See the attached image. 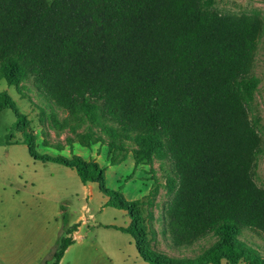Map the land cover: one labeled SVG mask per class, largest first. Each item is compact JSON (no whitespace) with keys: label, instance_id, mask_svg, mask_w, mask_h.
<instances>
[{"label":"trees","instance_id":"obj_1","mask_svg":"<svg viewBox=\"0 0 264 264\" xmlns=\"http://www.w3.org/2000/svg\"><path fill=\"white\" fill-rule=\"evenodd\" d=\"M215 4L0 0V80L16 86L33 79L67 112L56 124L83 129L82 146L107 144L112 164L129 152L136 167L168 161L166 187L173 196L166 220L173 242L218 237L196 257L153 248L143 201L108 188L106 169L97 161L39 154L27 115L8 92H0V114L15 111L14 125L30 155L75 169L85 184L97 183L105 206L130 216L128 226L113 227L130 234L151 264H264L240 240L244 229L264 234V187L255 179L264 153L261 118L251 116L260 84L254 59L264 25L256 14L224 13ZM76 228H67L45 264L60 263Z\"/></svg>","mask_w":264,"mask_h":264},{"label":"rangeland","instance_id":"obj_2","mask_svg":"<svg viewBox=\"0 0 264 264\" xmlns=\"http://www.w3.org/2000/svg\"><path fill=\"white\" fill-rule=\"evenodd\" d=\"M215 1L221 12L256 14L264 25V0ZM253 74L260 84L251 105V116L261 118L259 130L264 147V32L258 41ZM3 91L27 115L28 129L36 136L39 154L66 158L78 155L97 161L106 169L108 188H122L128 199L143 201L141 210L153 248L173 257L188 258L202 254L216 243L218 237L214 234L190 245L173 242L166 220L167 206L173 196L166 187L167 176L172 174L168 161L154 159L136 167L129 152L123 162L112 164L107 144L82 146L78 133L83 129L73 132L56 124V120L62 122L67 117V112L54 105L33 79L16 86L0 80V92ZM16 120L11 108L0 114V245L3 240L2 246L6 247L3 261L0 250V264H45L52 260L67 228L79 223L81 238L67 251L61 264H150L141 261L130 234L106 227L120 224L122 217L117 209L105 206L107 198L99 185L83 183L75 169L34 159L22 133L16 130ZM129 176L132 178L127 179ZM255 179L264 187V153L258 158ZM120 238L121 243H115ZM240 240L264 257V234L244 229Z\"/></svg>","mask_w":264,"mask_h":264},{"label":"crops","instance_id":"obj_3","mask_svg":"<svg viewBox=\"0 0 264 264\" xmlns=\"http://www.w3.org/2000/svg\"><path fill=\"white\" fill-rule=\"evenodd\" d=\"M137 199H138V198H137ZM106 201H107V199H106ZM106 201H105V202H106ZM106 207H108V206H106ZM113 208H114V207H113ZM114 209H117V208H114ZM116 211H117V213H120V215H121V217H122V221H121V223H120V224L114 223V224H111V225H107L106 227H109V228L114 229L115 231H117V233H119V232H121V233H126V232H123L122 230H119V229L113 227V226H117V227H126V226H128L129 223H130V221H131L130 216L128 215V213H127L126 210H123V209H117ZM77 223H78V222H77ZM73 225H74V224H73ZM71 226H72V225H71ZM81 227H82V226H81L80 223H79V224L77 225L76 230L73 232V239H74V241H73V243L67 248V250L65 251L64 256L62 257V259H61V261H60L59 264H61L63 258L65 257L67 251H69V249L71 248V246L74 245L75 242L81 238L80 233H79L80 230H81ZM127 234H128V233H127ZM131 237H132V236H131ZM121 239H122V238H120V239H119L118 241H116L115 243L120 244V243H121ZM132 239H133V237H132ZM133 241H134V239H133ZM3 243H5V241L2 240V241H1V245H0V246L2 247V248H0V250H1V261H3V259H5V254H3V253H5L6 247L4 248V246H2ZM134 243H135V241H134ZM129 244L131 245L132 243L129 241ZM109 246H111V245H109ZM135 246H136V243H135ZM136 249H137V246H136ZM137 252H138V255H139V257H140V259H141V261H142L143 263H149V262L145 261V260L141 257V255H140L138 249H137ZM107 257H108L109 259H111V255L108 254ZM150 264H151V263H150Z\"/></svg>","mask_w":264,"mask_h":264}]
</instances>
